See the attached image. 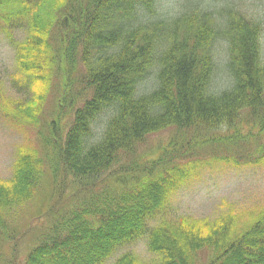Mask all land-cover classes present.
Instances as JSON below:
<instances>
[{
    "label": "trees",
    "instance_id": "1",
    "mask_svg": "<svg viewBox=\"0 0 264 264\" xmlns=\"http://www.w3.org/2000/svg\"><path fill=\"white\" fill-rule=\"evenodd\" d=\"M239 12L0 0V23L26 31L10 77L24 98L0 112L38 127V149L0 180V264H264V208L237 235L233 215H177L172 200L196 165L264 166V24ZM140 242L151 263L119 255Z\"/></svg>",
    "mask_w": 264,
    "mask_h": 264
},
{
    "label": "rangeland",
    "instance_id": "2",
    "mask_svg": "<svg viewBox=\"0 0 264 264\" xmlns=\"http://www.w3.org/2000/svg\"><path fill=\"white\" fill-rule=\"evenodd\" d=\"M205 2L207 5L218 6V8H234L240 11L239 13L244 15L247 21L254 23L256 19H259L264 24V0H205ZM25 37L26 31L0 23V87L2 92L0 105L7 111L13 110L14 105L11 102L20 103L18 101L24 98L23 93H18L13 89L10 77L19 71L16 49L25 41ZM260 43L264 54V29ZM217 53L220 71L224 73L228 58L225 44L219 46ZM43 86L47 85L43 84ZM43 86L37 87L38 90L44 91L47 87ZM31 98H34V103H37V90L33 91ZM50 100L45 97L44 101L37 105L44 112L51 113L54 106ZM37 129L38 127L33 124L15 120L0 112V180H10L20 151L38 149ZM168 136V133L152 136L151 146L157 147L160 142L167 143ZM193 169L195 172L192 177L172 198L175 214L188 215L197 219H215L224 213L233 215L229 221L232 222L233 232L239 235L264 208V166L234 168L222 163H211L206 167L203 164L196 165ZM36 208L35 204L31 210L34 211ZM126 250L133 251L145 263H151L154 259V256L147 251L145 242L126 248L119 255ZM114 260H110L107 264H114Z\"/></svg>",
    "mask_w": 264,
    "mask_h": 264
}]
</instances>
